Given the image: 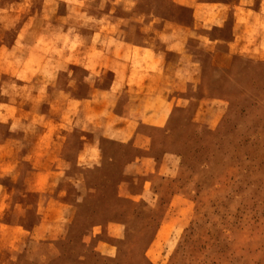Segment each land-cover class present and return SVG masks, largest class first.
Wrapping results in <instances>:
<instances>
[{"label":"rangeland","instance_id":"374dc122","mask_svg":"<svg viewBox=\"0 0 264 264\" xmlns=\"http://www.w3.org/2000/svg\"><path fill=\"white\" fill-rule=\"evenodd\" d=\"M0 264H264V0H0Z\"/></svg>","mask_w":264,"mask_h":264},{"label":"crops","instance_id":"0c3cea01","mask_svg":"<svg viewBox=\"0 0 264 264\" xmlns=\"http://www.w3.org/2000/svg\"><path fill=\"white\" fill-rule=\"evenodd\" d=\"M84 54H91V55L94 54L95 55L92 58L88 57V58L84 59L83 66H84V68L88 69L89 71L92 70L95 72L98 68H100L102 61H105V59H104L105 57L103 54V48H99L97 46L89 47L88 49L84 50ZM106 66H107V64H106ZM106 69L113 72V69L111 68V66L109 67V65L107 66ZM130 75H131V73H129V71H125V72H123V77L114 75V79H116V80L121 79L122 81L128 82V80H126V78L129 77ZM110 88H111V86H110ZM110 88L105 91V95H109L110 90H111ZM91 93L92 92H90V94ZM99 104H100V101L96 97H89V98H86L82 101H77L75 103L71 99H69L68 97H63V96L61 97V95L59 94L58 97H55V99L52 100L51 107L53 108V110H62V116L64 118H66L68 116V114L73 113L76 115V117L78 119L79 116L84 117L86 115V113H88V111H92L95 108L98 109V111L101 114H103L105 106L99 105ZM99 119L102 120V123H104V120L102 117L99 116ZM100 123H101V121H100Z\"/></svg>","mask_w":264,"mask_h":264}]
</instances>
